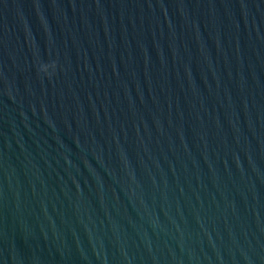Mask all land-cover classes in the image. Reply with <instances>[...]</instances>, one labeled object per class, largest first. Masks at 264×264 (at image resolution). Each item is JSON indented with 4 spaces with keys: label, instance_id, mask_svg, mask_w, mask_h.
I'll return each instance as SVG.
<instances>
[{
    "label": "water",
    "instance_id": "obj_1",
    "mask_svg": "<svg viewBox=\"0 0 264 264\" xmlns=\"http://www.w3.org/2000/svg\"><path fill=\"white\" fill-rule=\"evenodd\" d=\"M0 264H264V0H0Z\"/></svg>",
    "mask_w": 264,
    "mask_h": 264
}]
</instances>
